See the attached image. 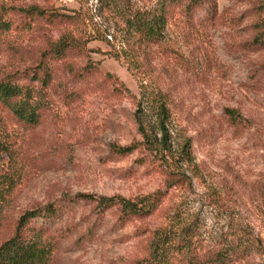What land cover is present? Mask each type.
<instances>
[{"label": "rangeland", "instance_id": "obj_1", "mask_svg": "<svg viewBox=\"0 0 264 264\" xmlns=\"http://www.w3.org/2000/svg\"><path fill=\"white\" fill-rule=\"evenodd\" d=\"M153 1L0 0L8 7L36 4L81 19L77 24L37 19L29 25L23 14L9 11L10 28L0 31V78L29 71L40 51L64 32L96 37L86 52L66 61L100 70L79 80L62 62L54 64V86L64 83L78 95L71 100L52 88L50 108L37 127L27 134L15 131L22 169L0 239L24 210L66 195L139 198L160 190L165 195L157 212L123 224L115 209L101 217L90 204H72L53 226L61 241L50 264H140L156 234H185L186 226L201 251L240 250L252 238L258 245L246 248L234 264H264V78L256 68L264 49L238 46L263 12L262 0H216L215 16L202 7L191 25L171 21L162 42L146 56L135 55L122 16ZM159 101L168 111L171 152L178 155L188 140L189 164L173 166L141 146L122 156L112 150L113 144L141 142L143 131L161 138ZM227 108L241 115L242 126L228 121ZM1 156L4 166L10 163L8 153ZM174 172L182 183H171L168 174Z\"/></svg>", "mask_w": 264, "mask_h": 264}, {"label": "trees", "instance_id": "obj_2", "mask_svg": "<svg viewBox=\"0 0 264 264\" xmlns=\"http://www.w3.org/2000/svg\"><path fill=\"white\" fill-rule=\"evenodd\" d=\"M111 6L112 3L109 2ZM206 7L211 15L217 13L216 0H154L151 6L139 11L124 13L122 18L130 31L132 53L147 55L148 48L159 44L164 39L167 25L171 21L180 20L191 25L197 11ZM261 7L264 8V0ZM114 8H117L115 6ZM9 11L23 14L24 23L31 25L37 19L49 23L77 24L81 22L77 13L68 14L58 11H47L36 4L25 7L4 6L0 4V31L10 28L6 18ZM28 19V21H27ZM252 31L240 42L239 49L258 51L264 49V10L257 12L252 23ZM96 37L80 38L71 32L62 33L55 42L40 51L34 67L24 73H12L0 78V229L6 220L13 189L20 177L21 163L16 144L15 131L27 134L42 121L44 112L50 108L49 92L55 88L64 98L73 100L78 91L67 89L64 83L54 86L56 68L54 64L62 62L68 75L83 80L86 76L100 70L91 63L77 67L68 63L70 56H78L87 51L86 44ZM134 56V55H133ZM135 58V57H134ZM257 71L264 78V61L257 65ZM111 83L119 84L117 88L127 92L117 78L105 74ZM228 121L235 127L243 125V118L234 109H225ZM159 130L161 138L143 131L142 141L129 145H111L118 155H127L140 146L149 151L155 158L171 160L173 166L178 161L189 164L192 161L188 140L176 156L171 152L168 143V111L163 101H159ZM13 140V141H12ZM10 156V169H6L1 154ZM13 173V175L11 174ZM171 183L181 182L179 173L168 174ZM165 193L156 190L139 198H125L120 195H95L92 193H75L57 200L36 205L24 210L12 223V230L5 238L0 239V264H50L55 249L61 241L53 231V226L71 209V205L82 201L90 204L93 211L101 217L109 210L115 209L116 220L123 224L134 220H144L152 216L161 207ZM185 234L173 235L170 231L155 235L150 242L146 257L140 264H234L244 257L246 248L256 246L258 242L252 238L237 248H225L201 251L196 241L189 235L193 234L189 227H184ZM189 236V237H188Z\"/></svg>", "mask_w": 264, "mask_h": 264}]
</instances>
